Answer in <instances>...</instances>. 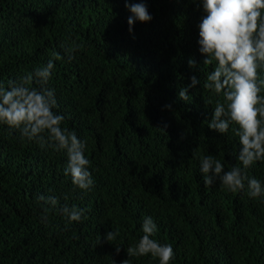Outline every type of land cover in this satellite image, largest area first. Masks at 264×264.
<instances>
[{"label": "trees", "instance_id": "trees-1", "mask_svg": "<svg viewBox=\"0 0 264 264\" xmlns=\"http://www.w3.org/2000/svg\"><path fill=\"white\" fill-rule=\"evenodd\" d=\"M145 2L153 19L130 34L124 0H0V83L45 66L53 52L63 57L47 87L61 126L87 142L94 181L75 187L65 151L0 123V264H121L146 216L158 226L153 238L173 246L170 264H264V197L250 198L247 184L237 192L219 179L205 186L200 170L203 155L229 170L240 148L237 125L226 134L207 127L223 99L202 87L214 64L201 72L188 65L204 60L203 9L191 0ZM61 45H78L73 59ZM193 75L201 83L188 89L191 102L180 100ZM246 172L264 181V162ZM64 205L86 209L85 218L70 221ZM108 230L119 235L96 245ZM129 259L159 264L151 255Z\"/></svg>", "mask_w": 264, "mask_h": 264}, {"label": "clouds", "instance_id": "clouds-1", "mask_svg": "<svg viewBox=\"0 0 264 264\" xmlns=\"http://www.w3.org/2000/svg\"><path fill=\"white\" fill-rule=\"evenodd\" d=\"M124 2L131 13L127 19L130 34H133L137 21L148 23L153 19L145 0L139 3L131 0ZM191 2L197 3L204 12L198 25L197 41L198 51L204 60L199 66L190 58L188 65L201 72L203 66L214 64L202 87L223 98L216 101L213 115L206 122L207 127L219 134H226L230 125H237L233 131L240 145L237 155L239 164L227 171L221 160L212 155L199 157L204 184L211 186L219 179L221 185L231 192L243 191L247 184L250 198L264 197V181L249 177L246 172L255 162H264V95H261L264 79L260 78L258 71L264 67V0ZM61 47L71 60L78 45ZM62 58L59 53L53 52L45 66L37 67L17 80H9L7 87L0 83V123L18 129L22 139L35 140L42 145L50 143L56 150L65 151L67 164L64 174L71 177L75 187L87 191L94 185L89 170L91 161L85 155L87 142L79 139L74 130L61 126L65 117L54 111L57 107L55 90L47 87L55 67L54 61ZM190 79L191 83L178 92V98L185 102L192 99L188 89L201 83L195 75ZM165 107L171 109L170 104ZM37 199L51 208L58 205V199L52 195L41 194ZM59 211L70 221L79 222L85 218L86 209L64 205ZM141 231L143 235L134 246L126 249L128 258L121 264H131L129 258L146 255L158 259L159 264H170L175 259L176 254L170 243H160L153 238L158 226L151 216L143 218ZM118 235V230L106 231L103 238L99 234L96 245L111 243ZM120 251L121 247H116V254Z\"/></svg>", "mask_w": 264, "mask_h": 264}]
</instances>
